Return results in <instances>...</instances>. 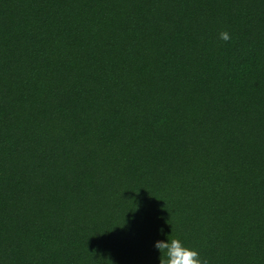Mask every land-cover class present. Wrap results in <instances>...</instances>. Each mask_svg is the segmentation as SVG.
I'll return each instance as SVG.
<instances>
[{"label":"trees","instance_id":"16d2710c","mask_svg":"<svg viewBox=\"0 0 264 264\" xmlns=\"http://www.w3.org/2000/svg\"><path fill=\"white\" fill-rule=\"evenodd\" d=\"M171 235L264 264V0H0V264Z\"/></svg>","mask_w":264,"mask_h":264},{"label":"clouds","instance_id":"9594fccd","mask_svg":"<svg viewBox=\"0 0 264 264\" xmlns=\"http://www.w3.org/2000/svg\"><path fill=\"white\" fill-rule=\"evenodd\" d=\"M219 39L225 43L231 40L227 31H221ZM156 249L160 252V264H208L197 250L191 249L178 238L168 237V241H157Z\"/></svg>","mask_w":264,"mask_h":264}]
</instances>
